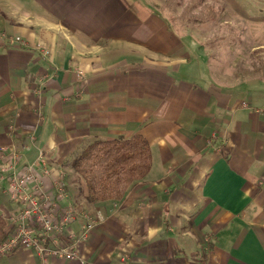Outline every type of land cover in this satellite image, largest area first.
I'll return each instance as SVG.
<instances>
[{
  "label": "crops",
  "instance_id": "obj_1",
  "mask_svg": "<svg viewBox=\"0 0 264 264\" xmlns=\"http://www.w3.org/2000/svg\"><path fill=\"white\" fill-rule=\"evenodd\" d=\"M142 1L0 0V146L20 152L19 169L44 153L47 183L63 167L78 203L69 171L86 145L142 134L153 153L123 199L86 190L96 226L79 258L49 264H264L263 74L217 75L192 29ZM35 252L0 264H36Z\"/></svg>",
  "mask_w": 264,
  "mask_h": 264
},
{
  "label": "built area",
  "instance_id": "obj_2",
  "mask_svg": "<svg viewBox=\"0 0 264 264\" xmlns=\"http://www.w3.org/2000/svg\"><path fill=\"white\" fill-rule=\"evenodd\" d=\"M39 48L45 54L50 52ZM45 160L41 153L35 164L19 169L17 149L0 146V196L8 195L12 205L8 211H1L10 229L0 245V256L31 248L40 258L36 264H49L51 257L74 260L79 258V240L86 239L96 226L90 212L71 199L64 173L59 172L52 185L47 183L45 177L52 168ZM80 218L85 224L81 235L76 236L71 225Z\"/></svg>",
  "mask_w": 264,
  "mask_h": 264
},
{
  "label": "rangeland",
  "instance_id": "obj_3",
  "mask_svg": "<svg viewBox=\"0 0 264 264\" xmlns=\"http://www.w3.org/2000/svg\"><path fill=\"white\" fill-rule=\"evenodd\" d=\"M142 2L146 7H142V12L165 17L173 31L191 32L192 29L191 33L198 36L197 42L201 43L217 75L245 78L263 74L264 77V0ZM187 40L192 42L194 39ZM17 152L20 158L21 154ZM59 169L61 173L67 172L63 167L58 168V172ZM70 169L71 186L79 203L85 197L86 185L72 166ZM65 178L68 182L67 175Z\"/></svg>",
  "mask_w": 264,
  "mask_h": 264
},
{
  "label": "trees",
  "instance_id": "obj_4",
  "mask_svg": "<svg viewBox=\"0 0 264 264\" xmlns=\"http://www.w3.org/2000/svg\"><path fill=\"white\" fill-rule=\"evenodd\" d=\"M149 140L142 134L130 138L91 142L72 160V167L86 185L91 203L123 199L129 187L145 178L153 165ZM7 219L0 213V245L7 240Z\"/></svg>",
  "mask_w": 264,
  "mask_h": 264
}]
</instances>
